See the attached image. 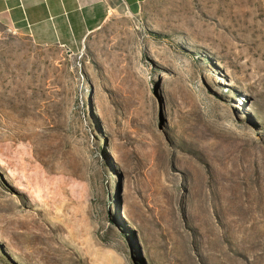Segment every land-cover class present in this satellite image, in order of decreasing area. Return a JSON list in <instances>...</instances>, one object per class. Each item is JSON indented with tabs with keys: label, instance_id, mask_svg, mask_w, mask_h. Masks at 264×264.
<instances>
[{
	"label": "rangeland",
	"instance_id": "374dc122",
	"mask_svg": "<svg viewBox=\"0 0 264 264\" xmlns=\"http://www.w3.org/2000/svg\"><path fill=\"white\" fill-rule=\"evenodd\" d=\"M0 264H264V0L0 24Z\"/></svg>",
	"mask_w": 264,
	"mask_h": 264
},
{
	"label": "crops",
	"instance_id": "0c3cea01",
	"mask_svg": "<svg viewBox=\"0 0 264 264\" xmlns=\"http://www.w3.org/2000/svg\"><path fill=\"white\" fill-rule=\"evenodd\" d=\"M144 0H0V24L24 30L39 46L71 50L110 15L137 12Z\"/></svg>",
	"mask_w": 264,
	"mask_h": 264
}]
</instances>
